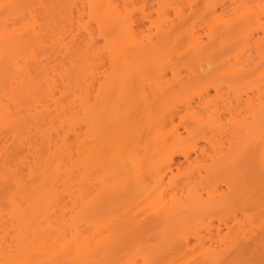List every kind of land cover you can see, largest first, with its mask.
Returning <instances> with one entry per match:
<instances>
[{
	"label": "bare ground",
	"instance_id": "obj_1",
	"mask_svg": "<svg viewBox=\"0 0 264 264\" xmlns=\"http://www.w3.org/2000/svg\"><path fill=\"white\" fill-rule=\"evenodd\" d=\"M136 1L0 0V186L5 191L0 264H116L114 254L127 239L156 236L170 243L198 217L235 208H241L248 224L235 213L220 219L218 228L212 222L182 235L176 244L182 248L170 264H233L264 243V225L257 229L253 218L256 211L264 212V28L262 35L236 33L256 20L253 0H153L159 21L149 29V8L141 7L139 24L137 14L129 11ZM257 1L264 10V0ZM233 10L238 18L226 19ZM198 17L210 18L211 27L221 29L217 43L210 36L207 44L199 35ZM236 38L244 47L229 59L214 61L212 52ZM254 40L260 62L250 52ZM105 52L110 66L101 72ZM224 72L234 79L229 86L244 105L243 119L232 99L223 97L222 84H205L207 77ZM254 76V87L237 88ZM211 89L224 98H218L222 107L206 103ZM203 106L207 117L200 115ZM234 106L241 120L230 119L236 135L230 140L221 110L233 117ZM181 113L189 123L188 139L208 134L214 155L196 149L194 136L188 140L169 128ZM71 134L78 145L76 160ZM12 144L27 148L32 162L12 169L5 158ZM251 150H258V156ZM247 151L256 159L242 165ZM177 155L190 164L184 182L167 183V173L156 178L164 168L173 173ZM204 173L208 179H227L230 194L216 187L205 197L196 183L205 179ZM62 185L73 204L68 213L61 208ZM192 237L204 250L198 256L189 250ZM162 249L146 251L140 244L135 253L143 264H161Z\"/></svg>",
	"mask_w": 264,
	"mask_h": 264
},
{
	"label": "rangeland",
	"instance_id": "obj_2",
	"mask_svg": "<svg viewBox=\"0 0 264 264\" xmlns=\"http://www.w3.org/2000/svg\"><path fill=\"white\" fill-rule=\"evenodd\" d=\"M143 1H145V0H138V1H136L135 2V4H136V6L134 7V6H131V7H129V8H131V9H129V11H131V12H134V14L136 13L137 15H135V16H137L136 17V19H137V21H138V24L140 23V18H141V13L142 12H140V9H141V7H142V9L141 10H143L144 9V5H145V7L146 8H149L148 10V12H149V14H151L152 15V18L149 20V21H146L145 23H146V25H147V29H149V28H151L152 26H151V22H154V23H158V21H159V14H158V11H157V9H158V6L157 5H155L156 3L152 0H147L146 2L148 3H146V2H144V3H142ZM216 2H218L219 3V0H215ZM221 1V3L224 1L225 2V0H220ZM152 2L154 3V4H152ZM226 2H230V0H226ZM231 4V3H230ZM258 1L257 0H253L251 3H250V7L251 6H256L255 8H254V11L256 12V14H257V18H256V20H254V22H253V24H251V25H244V26H242L236 33L237 34H240V35H242L243 33L245 34V32H246V34H247V32H248V34L250 33H255V32H260V34L262 35V33H261V30L264 28V10H261L259 7H257L258 6ZM153 5V6H152ZM155 6V7H154ZM261 6H262V4H261ZM263 6H264V4H263ZM152 7V8H151ZM153 7H154V9H153ZM157 7V8H156ZM228 7H229V4H228ZM227 7V8H228ZM233 7H235V6H233ZM233 7H231V9H233ZM151 9H152V12H151ZM231 9H229V10H231ZM155 10V11H154ZM228 10V11H229ZM236 11V10H235ZM235 11L233 10V11H231V13H228L227 14V17H226V19H235L236 17L238 18V16H234V15H232V14H235ZM237 13H240V11L238 10V12ZM133 14V15H134ZM173 14V13H172ZM236 15H238V14H236ZM239 15H241V14H239ZM199 18V17H198ZM135 19V20H136ZM172 19L173 20H175V16H174V14L172 15ZM207 20H206V22H204L203 21V19L202 18H199L198 19V23H199V25H198V27H199V35L203 38V40L207 43V44H210V40H209V37L210 36H213V38H216V40H214L213 42H215V43H217L218 42V38H219V36H220V34L222 33L221 32V29H219V28H212L211 27V23L209 22L210 20V18L208 19V18H206ZM211 20H212V18H211ZM197 22V20H196V18L192 21V22ZM191 22V23H192ZM155 28V27H154ZM137 30H138V28H136ZM146 29V33H148L149 31ZM152 32H154V33H156L155 32V29L153 30L152 29ZM232 33V31L231 30H229V31H226V32H224L223 34L224 35H226L227 36V34L228 33ZM149 34V33H148ZM222 35V34H221ZM239 35V37L238 38H241L242 39V37ZM226 36H223L225 39H227L226 38ZM231 38H232V36H231ZM238 38H236V40L238 39ZM244 38V37H243ZM98 39H100L101 40V46H104V40L102 39V38H100V37H98ZM241 39H238L239 40V42H238V40H237V42H236V40H235V43L234 42H231L230 41V43L229 44H227V46L225 47V49H223V50H221L220 51V49H215L214 50V52H212V54H211V56L213 57V60L214 61H220V60H224V58L226 59H229V56H231V55H234V53L235 52H237V51H239V50H241V48L240 47H242L241 46V44H243V43H241V41H243V40H241ZM255 39H257V38H255ZM234 40V39H233ZM253 43H255V40L253 41ZM181 45H179V50H181L182 48H183V43H182V41H181V43H180ZM256 44L257 43H255V44H252V48L254 47V45H255V49L253 48L250 52H252V53H254L253 54V56H255L254 58L255 59H257V61L258 62H260L259 60V58L258 57H260V47H258V45L256 46ZM216 45V44H215ZM244 47V46H243ZM242 47V48H243ZM257 47V48H256ZM259 48V49H258ZM253 50H254V52H253ZM105 51V50H104ZM256 51H257V55H256ZM105 54H106V52H105ZM232 57V56H231ZM108 62H109V60H108V58H107V54H106V57L104 58V63H105V69H103L101 72H105L106 71V69H108L109 68V64H108ZM184 64V63H183ZM184 68V67H183ZM168 76L170 77V80H172L173 81V79L174 78H172V76H173V74H172V72H171V69H170V71L168 70ZM218 72H220V71H218ZM221 72H223V70L221 71ZM184 73H185V77H186V75H188L189 73L187 72V71H184ZM259 73H260V71H259ZM217 74V73H216ZM225 75V72L224 73H221V75L220 76H215L214 78H208L207 76H205V77H207V79H206V83L205 84H207V85H210L212 82H218V83H220V84H222V86H223V93L222 94H224V96L223 97H225V98H231L232 99V101L231 102H234L235 104V106H237L238 107V110H239V112H243V113H245L244 112V109H243V111L241 110L243 107H244V105L241 103V100H239L238 101V99H237V101L235 100L236 98L234 97V96H236L237 94H236V91H235V89H233V88H231V86H229V83H231L233 80H232V78L231 77H227V76H224ZM256 76L258 75V74H255ZM256 76H254V77H252L250 80H243L241 83H239L238 85H237V88L238 89H240V90H242V92L243 91H245V89H247V88H249V89H251V87H254L256 84H257V80H256ZM168 77V78H169ZM210 77V76H209ZM247 91H248V89H247ZM211 95L208 97V99H207V101H206V103H208V102H210L211 103V105L213 106V103H215L216 102V104L218 105L219 104V100L222 102V98L223 97H218L217 96V92L214 90V89H211V93H210ZM222 96V95H221ZM58 97H60V96H58ZM238 97V96H237ZM218 98H220L219 100H218ZM244 99V98H243ZM243 99H242V101H243ZM245 99H246V97H245ZM69 100H72V98H70ZM69 100L67 99V101H66V99H65V105H67V104H69ZM223 100H224V98H223ZM226 100H228V99H226ZM225 100V101H226ZM234 100V101H233ZM212 101V102H211ZM205 102V101H204ZM220 102V103H221ZM238 102V103H237ZM239 102H240V104H242L243 106H239ZM205 103V104H206ZM209 103V104H210ZM204 104V103H203ZM204 104V105H205ZM215 104V105H216ZM207 105V104H206ZM220 105V107H222L221 106V104H219ZM223 105V104H222ZM68 106V105H67ZM234 106V107H235ZM52 108H50L51 110H54V107H53V105L51 106ZM237 107H235L234 108V116L233 117H231V116H229L228 115V113L229 112H227V109L226 110H221V112L222 111H224V112H222V113H224L225 114V116L227 117H225V120H224V124L226 125V127H227V125H228V127H227V129H228V133H227V135L226 136H229L228 138L231 140L234 136H236L235 135V129H234V127L231 125V121H232V119L233 120H235L234 119V117L236 118V116H237V112H238V110H237ZM240 107V108H239ZM203 109L206 111V108L203 106V108L201 109L202 111L200 112V115L201 114H203L204 115V117H207L208 116V114L206 113H203ZM223 109H225L224 107H223ZM237 110V111H236ZM242 113V115H241V119H243V117H246V113H245V115ZM244 115V116H243ZM184 116V113H181V114H179V115H176L175 116V118H174V122H173V124H170L169 125V128L170 129H173V128H176V129H179V131H181L183 134H184V137H186L187 139H188V134L187 133H185L184 131H186V127L188 126V121H186V120H184V119H182V117ZM202 116V115H201ZM240 117V116H239ZM238 116H237V119H239V120H241L240 118H239ZM232 118V119H231ZM230 119H231V121H230ZM236 119V120H237ZM227 123V124H226ZM58 125V124H57ZM57 125H56V128L59 130V125H58V127H57ZM55 128V127H54ZM55 128V129H56ZM3 131L4 130H0V135L3 133ZM7 132V131H6ZM61 134H64L63 132L61 133ZM34 135H35V133H34ZM33 135V136H34ZM146 135H147V133L145 134V137H146ZM36 136V135H35ZM70 136H72V138H70V146H72V150L74 151V155H75V160L77 159V142H76V138H74V136H73V134H71ZM193 136H194V138H193ZM191 138H193V142L195 143V146H198L196 149H198V150H202V149H205V150H207L209 153H211L212 154V152H213V148H212V145L211 144H209L208 143V139H209V135L208 134H206V133H198V135L196 134H194ZM36 138V137H35ZM191 138H189L188 140H191ZM211 138V137H210ZM218 138V137H217ZM227 138V139H228ZM226 139V138H225ZM187 141V140H186ZM12 142V141H11ZM36 142L37 143H39L37 140H36ZM35 142V143H36ZM42 142V141H41ZM40 143L38 144V148L40 149ZM192 145H194V144H192ZM11 147H10V150H9V152H8V154H6L5 155V158H6V161H7V163L10 165V167L12 168V169H18V168H21V166H20V163L21 162H23V161H29V162H32V159H31V157H28L29 156V151H28V153L26 154V151H25V149H27V148H25V147H23V149H24V151H22V148H21V146L20 147H17L18 146V144H17V146L16 145H10ZM251 147V148H250ZM250 147H248L249 148V150L250 149H252V145L250 146ZM254 147H255V145H254ZM253 147V148H254ZM254 149H257V147H255ZM253 150V149H252ZM252 150H251V152H252ZM22 152H23V154H22ZM250 151H247V153H246V156H244V158H243V160H242V165H247L248 164V162H250L251 161V158H254L255 157V155H256V152H258V150L255 152V150L252 152L253 154H254V152H255V155L253 156V154L251 153ZM25 153V154H24ZM198 153H199V151H198ZM210 154V155H211ZM212 155H214V154H212ZM253 156V157H250V156ZM31 156V155H30ZM193 160H195L194 158H196V153L195 152H193ZM258 156V154L256 155V157ZM256 157L254 158V159H256ZM29 159V160H28ZM253 159V160H254ZM193 160H191L192 162H194ZM3 160L0 158V173H1V171H2V169H1V162H2ZM5 161V160H4ZM3 163V162H2ZM175 163H176V165L174 164V167H173V173H171V172H169V170L168 169H166V168H164L162 171H161V173L159 174V175H157L156 176V178H159L160 176H162L163 174H165V173H167L168 174V177L166 178V181H167V183L168 182H170L172 179H175V180H183V178H185V176H186V174H187V172L190 170V168H189V165L190 164H187V162H186V160H185V158L184 157H182L181 155H177V157H176V161H175ZM209 164L211 163V162H208ZM204 175H205V179H203V180H201L200 178L197 180V185H198V187L200 188V189H202V188H204L205 189V197H207V193H214L215 192V188L216 187H218V188H220L221 190H220V192L219 193H221V194H225V195H229L230 194V190H229V187H228V180L226 179V180H224V179H222L221 177H218L216 180H212V179H208V177L206 176L207 174L206 173H204ZM182 178V179H181ZM182 182H184V180L182 181ZM239 188H240V193H242V188L245 186V184L244 183H240V184H238L237 185ZM243 186V187H242ZM1 188H3V186H0V200L1 199H3L2 197L4 196V194H5V191L4 190H1ZM60 191H61V195H63L64 197H61V198H63L64 200V202H63V204H62V206H61V208L63 207V209L64 210H66L67 211V213L70 211L69 210V208H71V206L73 205L72 204V202H71V199L69 198V196H67V194H62V192H64L65 191V188H64V185H62L61 186V189H60ZM5 201V200H4ZM61 205V204H60ZM155 205H157V201L155 202V203H153L151 206H150V208H155ZM67 207L68 206V208L67 209H65V207ZM59 210V209H58ZM255 210H258V208H255ZM62 213V212H61ZM61 213L59 214V215H61ZM66 213V214H67ZM235 213H237L238 214V216H239V218H240V220L242 221V222H246L245 224H248L249 223V221L248 220H246V216L245 215H243V213H242V211H241V208H235V209H233V210H228V211H213V212H208V213H206L203 217H198V221L196 220L195 221V223L193 222V224L192 225H190L189 227H187L186 229H184L183 231H182V233H181V235H180V237L179 238H177L175 241H173V242H170V243H167V242H164V241H162L161 239H159V238H157L156 236H152V237H139V238H137V239H127L126 240V242H125V245L122 247V248H120V249H118L116 252H115V254H114V258H115V260L113 259V263H116V264H126L125 262H128V260L129 261H134V260H136V261H138L139 262V264H143V258H142V255H137L136 253H135V250H136V247L138 246V245H142L143 247H144V249L147 251L149 248H151V247H153V249H157L158 247H163V249H162V253L164 254V258L162 259V261H161V264H170L172 261H173V256H174V254H175V251L177 250V249H181L182 248V246H180V245H176V244H178V243H180L181 242V240H182V235H184V234H187V233H194V232H196V231H198V230H204L207 226H205V225H209L210 223H212V226H214V228H218L219 227V225H220V219H225V218H230L233 214H235ZM256 213H257V215L256 216H254L253 218H254V225L256 226V227H258L257 229H260L263 225H264V212L263 211H256ZM70 214V213H69ZM62 216V215H61ZM67 217V220L70 218V215L69 216H66ZM203 223H204V227H203ZM204 228V229H203ZM228 234V230L227 229H225V228H223V236H226ZM193 238V240H192V243H191V245H190V247H189V250L191 251L190 253L192 254V253H194V254H196L195 256H198V255H200L202 252H204V250L202 249V246H201V244L197 241V240H194V237H192ZM214 248H216V247H214ZM216 249H218V248H216ZM220 249V248H219ZM213 250H215V249H213ZM98 256V255H97ZM99 257V256H98ZM98 257H96V259L98 260L99 258ZM111 258V257H110ZM113 258V257H112ZM108 259H109V257H108ZM107 259V260H108ZM126 260V261H125ZM250 260V263L251 264H264V243L263 244H260V245H258V246H256V247H253V248H251L250 250H248L243 256H240V257H238L237 259H236V261L237 262H233V264H240V263H244V262H247V261H249ZM109 261V260H108ZM107 262V261H106ZM108 264V263H107Z\"/></svg>",
	"mask_w": 264,
	"mask_h": 264
},
{
	"label": "snow or ice",
	"instance_id": "obj_3",
	"mask_svg": "<svg viewBox=\"0 0 264 264\" xmlns=\"http://www.w3.org/2000/svg\"><path fill=\"white\" fill-rule=\"evenodd\" d=\"M5 8L12 7L11 5H4Z\"/></svg>",
	"mask_w": 264,
	"mask_h": 264
}]
</instances>
